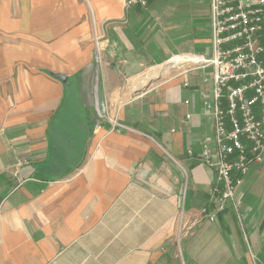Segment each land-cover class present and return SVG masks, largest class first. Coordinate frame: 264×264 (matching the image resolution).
<instances>
[{
	"label": "crops",
	"instance_id": "obj_1",
	"mask_svg": "<svg viewBox=\"0 0 264 264\" xmlns=\"http://www.w3.org/2000/svg\"><path fill=\"white\" fill-rule=\"evenodd\" d=\"M213 51L211 0H0V264H264V163L206 218L212 67L161 72Z\"/></svg>",
	"mask_w": 264,
	"mask_h": 264
},
{
	"label": "built area",
	"instance_id": "obj_2",
	"mask_svg": "<svg viewBox=\"0 0 264 264\" xmlns=\"http://www.w3.org/2000/svg\"><path fill=\"white\" fill-rule=\"evenodd\" d=\"M148 2L125 0L126 8ZM211 14L213 55L182 63L212 67L203 81L212 83L213 99L204 92V107L214 135L204 139L200 157L216 172L215 209L202 211L215 221L228 201L240 212L238 188L253 165L264 163V0H211Z\"/></svg>",
	"mask_w": 264,
	"mask_h": 264
},
{
	"label": "rangeland",
	"instance_id": "obj_3",
	"mask_svg": "<svg viewBox=\"0 0 264 264\" xmlns=\"http://www.w3.org/2000/svg\"><path fill=\"white\" fill-rule=\"evenodd\" d=\"M184 63H182V60L180 62H174V59L168 63H166L165 65H162L161 67V72L163 71H166V70H171V69H178V66L179 65H182ZM190 64V63H189ZM68 96H69V99H71L72 95L68 92Z\"/></svg>",
	"mask_w": 264,
	"mask_h": 264
},
{
	"label": "bare ground",
	"instance_id": "obj_4",
	"mask_svg": "<svg viewBox=\"0 0 264 264\" xmlns=\"http://www.w3.org/2000/svg\"><path fill=\"white\" fill-rule=\"evenodd\" d=\"M186 57H189L190 59H195V58H197L196 56H192V55H187V56H185V58ZM182 59H184V56H179V57H175L174 58V62H180ZM153 73H151V74H149V75H154L156 72H154V71H152ZM147 79V78H146ZM138 84H140L139 82H138ZM137 85V84H136Z\"/></svg>",
	"mask_w": 264,
	"mask_h": 264
},
{
	"label": "water",
	"instance_id": "obj_5",
	"mask_svg": "<svg viewBox=\"0 0 264 264\" xmlns=\"http://www.w3.org/2000/svg\"><path fill=\"white\" fill-rule=\"evenodd\" d=\"M56 77H57L58 79L64 81V82L67 81V77H65V76H63V75H57Z\"/></svg>",
	"mask_w": 264,
	"mask_h": 264
}]
</instances>
